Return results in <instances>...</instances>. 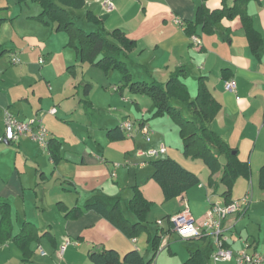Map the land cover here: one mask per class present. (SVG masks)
Returning <instances> with one entry per match:
<instances>
[{"label":"crops","instance_id":"0c3cea01","mask_svg":"<svg viewBox=\"0 0 264 264\" xmlns=\"http://www.w3.org/2000/svg\"><path fill=\"white\" fill-rule=\"evenodd\" d=\"M201 2L207 11L222 6V0H113L114 9L108 11L104 0H86L83 9L87 8L101 18L107 15L103 21H110L111 28L122 29L130 39L136 41L140 52L139 63L153 64L148 67L147 76L141 73L137 75L138 78L143 80L157 79L159 76L164 78L176 67H184V74L197 69L199 76L205 78L209 89L221 104V110L210 126L233 148L231 143L233 120L230 119L229 112L240 103V90L244 93L246 89L250 90V84L255 85V81L264 82V67L259 64L257 65L259 69L257 66L253 68L254 64L252 65L250 59L252 54L247 45L248 39L246 34L245 36L242 34L244 29L239 18L225 22L226 40L229 45L223 44L231 47L237 41L241 48L239 52L245 51L238 55H234L230 50L226 52V48L223 47L216 51L217 54L213 58L215 53L208 50L203 35L198 33L189 36L186 33L185 22L195 19L197 6ZM227 2L232 4L233 0ZM42 11L41 5L37 2L0 0V18L3 19L0 25V199L8 200L11 204L13 235L20 232L22 222H30L38 230L39 239L30 244L33 252L31 264H88L89 252L92 249L103 248H115L121 255L131 249H138L145 260H152L150 264H170L174 258L171 255L177 254L174 249L176 247L172 244L173 236L177 234L171 230L169 224L166 227L161 226L159 254L156 253L154 256L147 235L145 238H129L95 211H86L78 218L65 215L66 208L83 204L97 193L104 195L108 189L111 190L110 192H117L125 184L121 180L112 182L118 175L112 169L105 149L101 150V154L93 153L84 139L85 147L88 148L79 150L62 135L60 129L65 125L71 126L70 129L75 136H80L78 129L73 127L74 107L68 99L75 96L81 105L88 106L91 103L85 105L83 99L87 98L92 102L91 94L94 86L83 72L84 64L80 63V70H84L78 71L75 56L67 52L60 56L58 69L60 73L67 72V74V69L71 70L73 76L68 74L65 81L56 86L52 78L51 66L54 55L52 37H57L55 44L60 43L59 46L64 50L67 48V38L63 31L56 30L57 34H53L56 23L44 24L38 18ZM78 21L75 17L74 22L77 26L85 30H93L92 23L87 22L83 25ZM256 29L261 33L264 31L258 26ZM233 32L238 33L236 39L229 35ZM14 59L18 61L15 62ZM71 66L74 67L70 68ZM224 69L230 72L228 79L223 77ZM219 74L223 81L235 80V90H219L210 80V77ZM244 78L249 79L246 88L241 81ZM84 81L92 83V89L87 97L83 93ZM185 83L190 90L186 80ZM118 87L119 85H114L113 90L119 91ZM122 99L127 100L123 96ZM135 101L139 103V99L135 98ZM52 108L56 109L55 114L49 113ZM7 109L21 120L41 118L49 131L48 140L53 139L59 143L62 159L55 164L48 148L39 146L36 141L27 137L17 143L2 141L1 137L5 132L4 111ZM126 120L130 119L124 117L123 121L116 120L113 125H107V131ZM141 120L150 125L147 119ZM84 129L82 128V132ZM263 155L264 147L257 155V159H261ZM239 158L243 160L240 156ZM254 159L255 153L251 161L253 162ZM134 164L139 168L135 169L133 180L129 181L132 187L138 186L147 199L162 202L163 194L160 196L158 193L153 197L155 188L142 185L147 180L145 167L151 164L149 162ZM152 172L153 169L148 178ZM110 174L113 179L110 178ZM198 187L203 189L205 186L199 184ZM250 187L253 194V181L250 182ZM247 194H250L249 190ZM133 195L134 190L129 193L128 198H132ZM187 195L186 192L177 197L178 204ZM240 198L232 195V200ZM207 199L208 204L199 221L203 219L211 202L217 200L225 202L222 195L208 190ZM169 201H164L165 206H157L160 214H165L163 216L185 212L194 217L189 203L187 207L181 205L173 212L174 208L171 206L173 204ZM250 203L251 201L244 206V211L239 216L233 215L224 221L225 246L235 252L247 249L249 252L264 253L260 251V243L255 235H251L253 238L245 237L237 229L238 223L249 214ZM123 211L130 221L136 220L135 216L127 215L124 208ZM141 239H144L142 240L144 243H139ZM200 240L204 242L203 246L197 243ZM184 242L187 250L182 255V264L189 257L190 248H195V245L205 252L206 261L208 259L212 261L211 254L215 249L213 238L200 237ZM141 248H145L149 253H144ZM15 249L20 251L10 241L7 246H0V253ZM226 262L233 264V261L222 263Z\"/></svg>","mask_w":264,"mask_h":264},{"label":"trees","instance_id":"16d2710c","mask_svg":"<svg viewBox=\"0 0 264 264\" xmlns=\"http://www.w3.org/2000/svg\"><path fill=\"white\" fill-rule=\"evenodd\" d=\"M28 0H20L26 2ZM41 5L43 11L38 17L46 24L45 15L56 23V30L63 31L70 35V44L81 63L90 62L102 69L109 71L117 69L121 72L124 85H131L134 92L146 93L153 99L150 111L154 115H169L179 128L183 140V153L186 156L201 158L209 167L211 174L210 185L214 193L217 192L220 183L214 180V175L220 170L221 181L226 183L222 197L226 203L232 201V187L236 177L244 174L248 176L249 162L239 158L238 151L230 147L224 138L214 131L210 124L221 109L220 102L215 98L209 89L205 78L198 81V91L194 98L190 97L187 84L183 81L182 75L185 69L178 67L170 75L167 86L163 82L153 79L149 84L139 85L134 80L130 68L126 64L125 57L128 51L133 50L136 41L130 39L120 28L107 31L104 21L100 16L88 10V21L93 24V30H85L75 24L73 10L85 6L86 0H31ZM204 1V0H202ZM251 0H233L229 4L223 0L222 6L207 11L201 2L196 9V16L193 21L185 22V31L189 36L196 34L198 26L202 30L211 33L217 22L223 18L233 20L239 18L252 51L258 55L263 45L262 33L256 29L253 19L248 12V4ZM0 18V25L2 23ZM74 66H71L72 68ZM230 72L223 70L224 79H228ZM83 93L87 97L92 89V83L82 82ZM122 89L120 86L118 90ZM85 105L91 103L87 98L83 99ZM143 120L140 121L142 123ZM122 124V123H121ZM120 125L108 129L107 134L115 140H121L127 136ZM48 149L54 163L57 164L62 156L58 142L49 141ZM221 158L225 162H221ZM153 172L150 177L160 186L164 200L182 196L189 189L200 184V177L197 173L187 169L179 161L170 156L159 157L149 161ZM259 185L264 189V164L259 170ZM134 195L129 199L128 204L135 221H130L124 214L121 197H107L96 194L87 199L83 204H77L65 209V215L71 218H78L86 211H95L103 218L112 223L129 238H136L143 229L148 231V242L151 250L156 255L160 243L161 232L152 234L145 224L147 212L154 202L147 199L138 186L133 187ZM38 230L34 224L24 222L20 232L13 235L11 220V204L8 200L0 199V246L12 240L21 249L24 264H31L33 252L30 244L39 239ZM193 244V243H191ZM190 255L183 264H206L205 252L195 245L190 248ZM89 259L93 264H150L152 260H145L144 255L138 249H131L121 255L115 248L92 249L89 252Z\"/></svg>","mask_w":264,"mask_h":264},{"label":"rangeland","instance_id":"374dc122","mask_svg":"<svg viewBox=\"0 0 264 264\" xmlns=\"http://www.w3.org/2000/svg\"><path fill=\"white\" fill-rule=\"evenodd\" d=\"M28 1L30 3L33 2L31 0ZM87 12V8L73 10V13L76 14L75 17L77 21L79 20V24L81 23L83 25H86L87 22H89ZM248 12L252 16L254 26H258L261 29H264V0H251L248 4ZM45 19L49 20L50 24L54 23L49 19L47 15H45ZM227 21H229L228 18L221 19L216 23L214 30L211 33L204 32L202 30V26H198V28L196 29V34L200 33V35H203L208 50H212V52L215 53L213 54V58H215V55L217 54L216 51L221 50V48L223 47L226 48V52L230 50L234 55L245 53V51L239 52L241 48L239 47L237 41L231 47L223 45L224 43L229 45V42L226 40L225 22ZM103 23L105 24L104 27L107 31H113L115 29L111 28L110 21H104ZM53 34H57L56 29H54ZM237 34L238 33L233 32L229 35L233 39H236ZM242 34H244L245 36L246 33L243 31ZM64 35H66L67 38L66 50H64L63 47L59 46L60 43H57V45L55 44L57 37H52L54 55L52 57L51 66L53 71L52 78L54 79L56 86H58L60 82L65 81L68 74L70 76H73V72L71 70L67 69V74V72L60 73L58 69L60 56L64 52H67L72 56H75L76 69L78 71L85 69V71L83 72L85 73L87 79L92 81L94 87L91 94L92 102L88 106H84L83 104L81 105L79 99L75 96L68 99V102H70L71 104L73 103L74 107L73 117L75 120L73 122V127L78 129V131L80 132V136L74 135V133L70 129L71 126L66 127L65 125H63L60 130L63 137H65V139L70 144H72L73 147H76L79 150L83 149L86 146L84 142L85 140L87 141L90 149H92L91 151H93V153L101 154V150H106L107 158L110 160V165L118 175L117 178L113 179L110 174V178L113 179L112 182L115 183L116 181L121 180V182L125 184V186H122V188L117 192H110L111 190L108 189L104 195L107 197H114V195L120 196L122 200V208L125 209L127 215L134 217L129 208L128 195L133 190L131 182L129 181H131V179L133 180L132 175L135 169L138 170L139 168L138 166H135L134 163L143 161V158H139L137 156V153L140 150H146L150 147H158L159 144L164 143L168 148V154H166L164 157L170 156L171 158L179 161L187 169L197 173L201 180L200 184H203L205 186L203 189L199 188V185L189 189L187 191V197L185 196L184 200H180L179 204L177 201L178 199L176 198L169 201L170 204H173L171 205L174 208L173 212H175V209H177L178 207H181V205L187 207V203H189L195 220L199 221V217L202 216L208 204L207 190L213 192V185L211 186L209 181V177L211 174L209 167L201 158L186 156L183 153V140L180 136L179 128L175 124L173 119L169 115H154V113L150 111L153 105L152 97L146 93L134 92L131 89L130 84L125 86L124 81L121 79L122 75L119 70L110 69L109 71H106L90 62H84V69L80 70L81 62L77 59L76 54L73 51V47L70 44V35L66 32L64 33ZM262 36L264 39V31L262 33ZM247 45L250 53L252 54V57H250V59L252 65L254 64L253 68L254 66H259V64L264 67V42L259 50L258 55H256L252 51L249 42H247ZM139 53V48L136 44L133 50L128 51V57H125L126 64L134 75V80L137 84H149L153 79L143 80L138 78L137 75L142 73L147 76L148 67L152 66L153 64H146L144 62L139 63ZM246 57L248 59V55H246ZM258 66L257 69H259ZM176 69L177 67L164 78L159 76L157 80L163 82L164 85L167 86L170 75L173 74ZM200 78L201 76H199V72L197 69H194L193 71L190 70V72L182 75L183 81L185 82L186 80L190 87L189 92L191 98H194L197 94L198 81L200 80ZM210 80L215 83L216 87L219 90L224 91L226 89V81L222 80L220 74L213 75L212 77H210ZM241 81L244 83V87L246 88L249 79L244 78L241 79ZM114 85H119L122 89H120V91L113 90ZM249 89L250 90L246 89L244 93H242L240 90V103L235 107V109H231V111L229 112V115L231 117L230 119L233 120V128L231 129V143L233 145V148L238 151V155L243 159V161L250 162V171L248 176L242 174L236 177V180L232 187V195H234L236 198L241 197L240 199L242 200L245 198L246 192L249 190L251 201L249 208L250 211L249 214H246L243 220L238 223L237 229L241 231L242 235L245 237L249 236V238H253L251 235H255L260 243V251L264 252V189H262L259 185V170L264 163V155L263 157L261 156V159H257V155L261 151L262 147H264V82L262 80H257L255 81V85H249ZM111 94L113 95V97H111ZM122 96L127 98V100L122 99ZM135 98L139 99V103H136ZM124 117L134 122L137 128H139L140 126V119H147L153 130V133L151 134L152 142L147 143L143 139L142 134L137 131H135L134 133V138L126 137L121 140L112 139L107 134L106 126L113 125L116 120L123 121ZM82 128L84 129V132H82ZM156 141H158V144H156ZM37 143L39 144V146H41L39 142ZM253 153H255V159L252 162L251 157ZM221 162L224 163L225 159L221 158ZM145 168V179L147 180L142 185H146V187L149 186V188L153 186L155 188L153 197H156L158 193H160V196H162L163 193L160 186L151 177L148 178L150 172L152 171V166L148 164ZM146 172L148 174H146ZM221 173L222 171L220 170L213 176L214 180L220 183L219 188L217 189V193H219V195H222L226 188V183L221 181ZM251 181H253V194L252 187L249 188V184ZM110 193L117 194L111 195ZM164 201L165 200H163V197L162 202L155 201L154 205H152L150 210L147 212L145 224L152 234H158L161 232V226L157 224V220H162L164 227L168 226L169 224V216H163L165 214H160V209H158L160 206H165ZM175 202H177V204ZM244 205L245 204L243 203V206ZM157 206L159 207L157 208ZM22 226L23 222L20 225V230ZM146 235L148 240V231L143 229V231H141L137 237L145 238ZM142 240L144 239H141L139 243H144ZM10 241L12 240H9L8 242ZM8 242L4 243L1 246H7ZM13 243L17 246L15 242ZM197 243L201 246L204 245V242L201 240ZM172 244L173 247H176L174 249L177 251V254L171 255L174 258L170 261V264H182V255L184 254V251L187 250V245L184 241L180 240L178 235L173 236ZM141 249L144 253H149V251L145 248ZM249 249L251 250L250 247ZM19 250L21 251L20 248ZM14 251L6 250L5 252L0 253V264H24V255L22 251ZM157 254H159V251H157ZM88 264L93 263L88 261ZM206 264H215V262L208 259ZM217 264L230 263L219 262Z\"/></svg>","mask_w":264,"mask_h":264},{"label":"built area","instance_id":"2783aa9c","mask_svg":"<svg viewBox=\"0 0 264 264\" xmlns=\"http://www.w3.org/2000/svg\"><path fill=\"white\" fill-rule=\"evenodd\" d=\"M104 5L108 11L114 9L113 0H104ZM14 61L17 62L18 60L14 59ZM42 61L43 59L41 62ZM225 88L229 91L235 90V80H227L225 82ZM49 113L55 114L56 109L52 108L49 110ZM4 125L5 132L1 137L2 141L15 143L24 137H28L39 142L43 148H48L49 131L41 118L35 117L29 120H21L7 109L4 111ZM121 128L128 137H133L135 131H137L142 134L143 139L147 143L152 142L151 134L153 133V130L146 122L140 123L139 128H137L134 122L126 120L121 124ZM167 152V146L164 143H161L158 147H150L146 150H140L137 155L143 158L141 164H145L152 159L165 156ZM249 202L250 194H247L242 200H232L229 203L219 200L213 201L210 203L203 219L199 222L190 214L180 212L169 216L168 223L171 230L183 241H189L200 237L213 238L215 249L211 254V259L215 263L233 261V264H264V253L258 251L249 252L247 249L235 252L231 248L225 246L226 238H224L223 234L224 221L233 215L239 216L244 211V206ZM243 203L245 204L244 206ZM157 224L163 226V221L159 219L157 220Z\"/></svg>","mask_w":264,"mask_h":264},{"label":"water","instance_id":"95a60500","mask_svg":"<svg viewBox=\"0 0 264 264\" xmlns=\"http://www.w3.org/2000/svg\"><path fill=\"white\" fill-rule=\"evenodd\" d=\"M106 18H107V15L102 16V19H106Z\"/></svg>","mask_w":264,"mask_h":264}]
</instances>
